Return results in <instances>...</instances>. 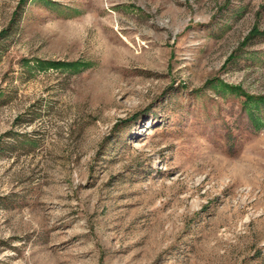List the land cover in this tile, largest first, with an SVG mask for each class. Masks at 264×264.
Returning a JSON list of instances; mask_svg holds the SVG:
<instances>
[{"label":"rangeland","instance_id":"rangeland-1","mask_svg":"<svg viewBox=\"0 0 264 264\" xmlns=\"http://www.w3.org/2000/svg\"><path fill=\"white\" fill-rule=\"evenodd\" d=\"M0 264H264V0H0Z\"/></svg>","mask_w":264,"mask_h":264}]
</instances>
